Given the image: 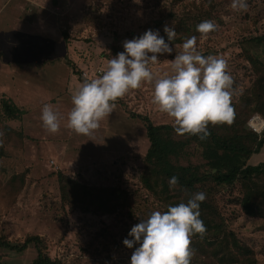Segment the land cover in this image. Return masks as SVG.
Instances as JSON below:
<instances>
[{
	"label": "rangeland",
	"instance_id": "1",
	"mask_svg": "<svg viewBox=\"0 0 264 264\" xmlns=\"http://www.w3.org/2000/svg\"><path fill=\"white\" fill-rule=\"evenodd\" d=\"M194 1L199 2L0 0V95L26 111L18 120L0 118V236L15 242L40 235L48 255L60 264H130L139 246L130 249L123 244L133 239L128 235L131 228L153 211L165 212L171 205V190L168 195L159 188L151 192L140 179L149 142L145 125L132 115H145L156 125H173L174 120L153 104L154 81L143 82L115 101L113 112L91 136L76 134L67 127V118L72 93L83 82L70 65L90 82L124 51L125 41L151 29L158 30L173 48L171 54H158V62L150 65L153 74L172 75L170 61L182 51L175 45L196 36L202 55L227 61L235 81L233 104L240 105L242 94L257 77L247 54L257 53L264 64V0H246L247 10L233 9L232 0H214L204 19L215 23L214 31L205 36L194 31L169 41L164 26L173 25L171 8L179 13ZM45 104L60 114V130L55 134L43 126ZM201 151L197 142L190 141L178 162L202 165ZM262 161L264 149L250 160L252 164ZM59 174L84 185L118 187L129 194V201L123 212L115 213L101 211L94 197L87 199L89 210L63 206ZM212 196L225 228L251 248L255 264H264V217L243 211L238 184L218 187ZM35 255L32 245L20 252L0 248V261L7 264H26Z\"/></svg>",
	"mask_w": 264,
	"mask_h": 264
},
{
	"label": "trees",
	"instance_id": "2",
	"mask_svg": "<svg viewBox=\"0 0 264 264\" xmlns=\"http://www.w3.org/2000/svg\"><path fill=\"white\" fill-rule=\"evenodd\" d=\"M213 2L194 1L189 9L182 7L179 13H174L171 8L170 16L172 28L177 33L176 38L194 35L196 26L209 16ZM62 36L65 41L68 40L67 33L62 32ZM255 41L261 42V39L255 38ZM246 58L253 64L257 77L253 85L242 94L240 105L233 104L235 122L231 126L209 124L210 136L206 139L201 140L190 134L176 137L173 125H156L145 115H132L140 118L145 125L149 142L140 173L144 186L151 192L159 188L166 195L171 190V206L187 203L194 193L206 194L199 210L200 219L207 231L202 238L199 234L192 237L191 248L195 255L191 264H255L251 248L225 228L212 196L218 187L238 184L241 193L239 203L243 211L251 217H264V161L256 164L250 162L255 153L264 149V129L257 133L248 125L255 113L264 120V64L257 53L254 56L249 52ZM70 66L78 80L84 82L86 79L80 75V71L75 70L72 64ZM25 112L11 98L0 95V118L6 121L18 120ZM190 141L202 147V165H182L178 162L187 151ZM57 176L63 206L89 210L87 199L94 197L100 201L101 209L103 207L101 211L115 213L123 212L122 208L129 201V194L118 187L100 188L81 184L63 174ZM172 176L178 177L179 183L170 189L169 180ZM29 245L35 248L36 255L26 264H60L58 259L48 255L46 242L40 235H27L22 241L15 242L0 236V248L11 252L23 251ZM201 257L208 260H201ZM0 264L7 263L0 261Z\"/></svg>",
	"mask_w": 264,
	"mask_h": 264
},
{
	"label": "clouds",
	"instance_id": "3",
	"mask_svg": "<svg viewBox=\"0 0 264 264\" xmlns=\"http://www.w3.org/2000/svg\"><path fill=\"white\" fill-rule=\"evenodd\" d=\"M231 7L247 10L246 0H232ZM216 27L213 21L204 20L196 30L205 36ZM164 32L169 41L176 39L174 28L165 25ZM176 47L182 51L170 61L174 74L156 77L150 65L158 62V54L173 52L159 31L149 29L140 37L125 41L124 51L108 61L101 77L85 80L72 93L73 107L68 113L67 127L76 134L91 136L100 121L113 112L115 101L140 88L143 82L153 81L152 102L173 118L177 135L190 134L204 140L210 136L209 124L231 126L236 117L233 106L236 89L234 78L227 71V61L202 55L197 50L196 36ZM41 120L47 132L55 134L60 130V114L53 106H43ZM253 130L260 133L262 129L253 125ZM178 183V177L172 176L169 188ZM205 199V193H194L187 203L170 205L165 212L153 211L134 225L128 234L133 239L123 241L130 249L139 244L130 264H191L195 255L192 237L199 234L202 238L207 231L199 210Z\"/></svg>",
	"mask_w": 264,
	"mask_h": 264
},
{
	"label": "built area",
	"instance_id": "4",
	"mask_svg": "<svg viewBox=\"0 0 264 264\" xmlns=\"http://www.w3.org/2000/svg\"><path fill=\"white\" fill-rule=\"evenodd\" d=\"M257 119H258V121L259 122H261L260 120H262V123H260V124H257L256 122H257ZM257 124V125H256ZM248 125L253 129V125H255L256 127H261V129L263 130L264 129V127H262V126H264V120L259 116V115H253L250 119H249V121H248ZM261 130V131H262ZM256 132V131H255Z\"/></svg>",
	"mask_w": 264,
	"mask_h": 264
},
{
	"label": "bare ground",
	"instance_id": "5",
	"mask_svg": "<svg viewBox=\"0 0 264 264\" xmlns=\"http://www.w3.org/2000/svg\"><path fill=\"white\" fill-rule=\"evenodd\" d=\"M260 121H261V122H258V121H257L256 123H257V124H260V123H262V120H260ZM257 124H256V125H257Z\"/></svg>",
	"mask_w": 264,
	"mask_h": 264
},
{
	"label": "crops",
	"instance_id": "6",
	"mask_svg": "<svg viewBox=\"0 0 264 264\" xmlns=\"http://www.w3.org/2000/svg\"><path fill=\"white\" fill-rule=\"evenodd\" d=\"M14 101V100H13Z\"/></svg>",
	"mask_w": 264,
	"mask_h": 264
}]
</instances>
